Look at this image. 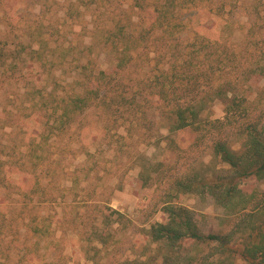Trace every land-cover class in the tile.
I'll use <instances>...</instances> for the list:
<instances>
[{"label": "rangeland", "instance_id": "rangeland-1", "mask_svg": "<svg viewBox=\"0 0 264 264\" xmlns=\"http://www.w3.org/2000/svg\"><path fill=\"white\" fill-rule=\"evenodd\" d=\"M170 2L0 0V264H262L243 252L264 224V180L241 182L246 211L179 186L228 185L213 142L239 151L238 129L171 128L196 100L202 120L224 121L221 84L264 120V0H190L179 14ZM168 205L228 253L152 241Z\"/></svg>", "mask_w": 264, "mask_h": 264}, {"label": "trees", "instance_id": "trees-1", "mask_svg": "<svg viewBox=\"0 0 264 264\" xmlns=\"http://www.w3.org/2000/svg\"><path fill=\"white\" fill-rule=\"evenodd\" d=\"M190 0H171L169 8L173 14L181 13V8L186 6ZM192 4L196 5L198 0H191ZM249 30V34L253 31ZM258 69L253 71L254 74L261 76L264 79V54L261 61L257 63ZM224 84L218 87H213L216 99L226 104L225 118L223 120L204 121L201 119V114L205 110L206 100L191 101L182 105H176L172 110L173 126L172 131H181L185 129L199 130L201 126L209 124L215 128L223 126H233L238 129L242 137V146L239 151H235L230 143L216 138L213 142L214 155L224 163L230 166L233 173L228 185L218 184H199L193 181L189 183L179 182V186L185 193L203 191L208 193L224 207H236L242 205V210L246 211L250 202H246L245 195L240 189L241 182L245 178L255 176L259 180H264V120L262 116L256 120L250 117L246 118L248 108L244 106L246 100L239 98L235 94V89L230 86L227 90ZM229 87V86H228ZM86 100L76 98L73 104L76 108L82 109ZM235 181L237 183H235ZM228 187V188H227ZM238 198V202L235 201ZM248 198V197H247ZM167 220L165 222H155L151 225L149 236L156 243L164 242L176 248L185 240H191L197 243H214L217 245L215 250L217 254L224 255L228 253L229 241L221 235H206L198 230L197 223L194 221L191 211L185 208H176L174 206H165ZM257 243L244 248V256L246 259L259 260V263L264 264V224L258 228Z\"/></svg>", "mask_w": 264, "mask_h": 264}]
</instances>
